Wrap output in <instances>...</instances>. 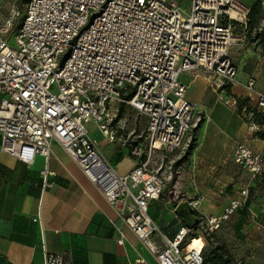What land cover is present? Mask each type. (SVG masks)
<instances>
[{
	"label": "built area",
	"instance_id": "1",
	"mask_svg": "<svg viewBox=\"0 0 264 264\" xmlns=\"http://www.w3.org/2000/svg\"><path fill=\"white\" fill-rule=\"evenodd\" d=\"M249 5L242 0H190L187 8L175 0H27L18 26L13 19L0 26L1 150L26 165L37 156L48 164L53 146H60L158 264H205L207 239L242 201L232 200L223 214L202 216L159 245L152 241L158 227L149 210L207 120L186 99L188 85L181 76L204 71L215 77L218 89L236 81L232 54L245 47L246 37L237 31L247 25ZM246 88L256 93L264 119V92L255 90L253 80ZM123 105L145 120L143 132L125 141L135 162L125 175L107 162L89 130L94 124L115 144ZM250 130L264 133V123H253ZM233 159L254 179L264 172V153L245 145L235 149ZM48 174L45 167V187ZM200 204L193 199L188 207L197 211ZM45 264L71 262L67 254L46 253Z\"/></svg>",
	"mask_w": 264,
	"mask_h": 264
},
{
	"label": "crops",
	"instance_id": "2",
	"mask_svg": "<svg viewBox=\"0 0 264 264\" xmlns=\"http://www.w3.org/2000/svg\"><path fill=\"white\" fill-rule=\"evenodd\" d=\"M232 57L238 76L221 89L204 71L181 76L188 85L186 99L207 120L196 131L194 149L175 164L162 198L150 205L149 215L158 227L152 241L159 245L164 237L173 240L181 228L193 227L202 216L221 215L232 200H240L243 207L221 227L224 249L234 263L264 264V172L254 179L233 159L239 145L264 153V133L250 130L256 123L257 95L246 88L253 80L255 90L264 92V56L247 46L234 50ZM92 136L120 174L135 167L126 150L116 153V143ZM195 198L201 200L197 211L188 207ZM46 253L67 254L71 264H135L138 259L158 264L63 148L53 146L48 164L37 156L26 165L0 147V264H45Z\"/></svg>",
	"mask_w": 264,
	"mask_h": 264
},
{
	"label": "rangeland",
	"instance_id": "3",
	"mask_svg": "<svg viewBox=\"0 0 264 264\" xmlns=\"http://www.w3.org/2000/svg\"><path fill=\"white\" fill-rule=\"evenodd\" d=\"M175 1L180 7H183V8H187L190 3V0H175ZM26 2L27 0H0V26L5 24V22H7L10 19H13L15 26H18L19 23H21V21H23L25 17ZM260 18L261 19H259L256 25V28L258 29V33H260V38L263 39L264 38V27H263L264 10L261 12ZM243 31H245V27H243ZM257 38L258 37L253 38L250 34H247L245 47L249 46V47L255 48L263 55L262 47L260 46V41ZM119 119H120V122L118 124L119 129H117V137L119 138V140L116 141V153L118 150L126 149V143H125L126 140H129L130 138L134 136L140 135L145 129V120L141 119L140 117H137L134 110L129 106H124V105L121 106ZM89 130H90V133L94 135L95 137L101 136V134L97 130V127L94 124H91L89 126ZM230 222L231 220L229 219L227 223L230 224ZM226 225L227 224H225L224 226L226 227ZM225 237L226 235H224L222 233V230L220 229L216 234L212 235L211 237L207 239L208 243L206 245L207 247L205 251L206 252L205 260L213 256L216 248L221 247L223 248V251H225L224 259L229 260L228 264H238L232 261V257L229 254V251H226V249H224V243L226 240ZM192 238H197V235H193ZM253 239L255 241L257 240L256 238H253ZM235 246L238 249H240L241 247L240 245H235ZM243 247L245 248L246 245H243ZM242 250L244 252L247 251V249H242Z\"/></svg>",
	"mask_w": 264,
	"mask_h": 264
},
{
	"label": "trees",
	"instance_id": "4",
	"mask_svg": "<svg viewBox=\"0 0 264 264\" xmlns=\"http://www.w3.org/2000/svg\"><path fill=\"white\" fill-rule=\"evenodd\" d=\"M250 14L248 16V22L246 27L245 26H240L238 28V35H241L244 33V36L246 37L247 34H250L253 38L258 37L257 39L260 41V46L262 47V53L264 56V38H260V33H258V29L256 28V25L259 21L260 16H261V12L264 10V8L262 7L261 1H255L252 2L250 5ZM243 27H245V31H243ZM255 35V36H254ZM254 114V118L256 123L258 124H263L264 123V119L263 116H261L258 112H253ZM194 149V146H191V149L189 150L188 154H190V152ZM207 247V246H206ZM206 251V248H205ZM204 252V256H205ZM225 251H223V248H216L213 256L211 258H208L205 260V264H228L229 260L224 259V255Z\"/></svg>",
	"mask_w": 264,
	"mask_h": 264
},
{
	"label": "bare ground",
	"instance_id": "5",
	"mask_svg": "<svg viewBox=\"0 0 264 264\" xmlns=\"http://www.w3.org/2000/svg\"><path fill=\"white\" fill-rule=\"evenodd\" d=\"M233 15L235 16V14H233ZM197 245H200L201 246L200 242ZM197 245H191V248H194Z\"/></svg>",
	"mask_w": 264,
	"mask_h": 264
}]
</instances>
